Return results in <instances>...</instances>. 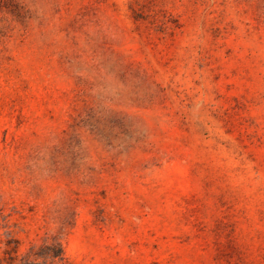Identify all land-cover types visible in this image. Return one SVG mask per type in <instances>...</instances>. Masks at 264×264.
Returning a JSON list of instances; mask_svg holds the SVG:
<instances>
[{"label":"rangeland","instance_id":"obj_1","mask_svg":"<svg viewBox=\"0 0 264 264\" xmlns=\"http://www.w3.org/2000/svg\"><path fill=\"white\" fill-rule=\"evenodd\" d=\"M0 264H264V0H0Z\"/></svg>","mask_w":264,"mask_h":264}]
</instances>
